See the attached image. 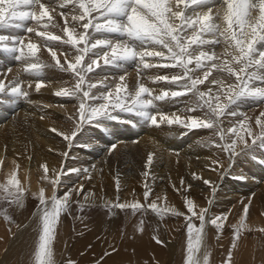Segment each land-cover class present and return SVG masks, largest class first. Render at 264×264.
Here are the masks:
<instances>
[{"label": "snow or ice", "instance_id": "6c2138e0", "mask_svg": "<svg viewBox=\"0 0 264 264\" xmlns=\"http://www.w3.org/2000/svg\"><path fill=\"white\" fill-rule=\"evenodd\" d=\"M57 15L63 20V37L50 31V28L59 26L58 22H54ZM29 21L34 22V26H26L25 22ZM14 29L43 38L55 64L42 62L37 56V43L31 39L26 42V36L12 34ZM53 42L70 46L61 53L63 63L52 47ZM217 47L222 50L218 52ZM0 52L13 54V60L20 62L21 70L37 78V92L46 86L42 79L45 69L56 67L71 74L74 80L72 87H61L54 95L79 101L77 112L69 117L74 121L73 127L64 131L50 129L67 141L69 147L74 146L85 125L105 128V122L118 121L136 126L135 121L121 115L129 114L156 127L167 123L190 131L211 130L218 140L209 138L208 143L226 153L230 162L240 155H251L255 159V149L264 150V111L255 117L253 127V118L239 110L240 105L248 101L264 104V0H0ZM131 63H135L138 75L134 91L128 88L126 74L120 75L114 85L108 82L107 77L93 82L90 76L104 66L124 69ZM153 68L175 69V72L147 79L153 83L175 85L176 90H161L154 95V90L139 79L143 76V69ZM11 71L8 68L5 77ZM25 83L20 79V70L7 83L0 79V97L6 98L10 104L28 99L29 92L23 87ZM201 85L205 86L204 89ZM31 87L32 82H27V88ZM189 94L195 97V101L187 104L183 111H199L201 115H169L162 112L156 103L166 100L175 102L177 98ZM229 117L236 118L235 122L225 128L222 118ZM41 119L44 117L41 116ZM115 149V144L109 146L110 152ZM62 155L67 156L68 152ZM153 163L154 153H149L145 170L141 173L143 199L147 208L160 215L157 202L148 203L153 195L150 182ZM41 167L44 171L42 179L52 185V193L46 198L44 187L38 192L39 234L34 258L35 264H57L53 243L60 217L70 212L73 203L79 206L81 212L86 206H95L96 194L85 192L83 184L69 186L62 194L59 193L62 177L88 174L87 168L68 169L61 165L59 171L51 169L52 176L49 178L47 164ZM217 167L222 169L224 166L219 159L212 160V170L216 171ZM193 177L202 179L196 173ZM86 178L91 179V175ZM180 183L183 188V178ZM203 183L211 184L207 179ZM115 187V200L101 197V206L109 213L115 215L114 210H131L135 215L146 210L145 204L139 200L121 201L119 175L115 178ZM212 187L215 191V186ZM173 188L180 191L175 185ZM190 188L191 185H187V189ZM24 192L15 171L6 183L0 184L2 199L9 205L22 207ZM74 196L76 199H73ZM185 203L191 215H185L176 208H164V211H171L174 215L185 216L188 237L185 264H210V253L206 249L201 253L205 227L209 224L214 226L219 236L228 214L213 216L208 208L196 212L191 199L185 198ZM243 213L239 225L233 226L232 248L236 247L241 229L245 227L248 204L243 206ZM193 217L199 221V226H196ZM4 218L12 222L7 214ZM79 218L83 219L82 216ZM260 231L264 232V228ZM157 243L162 242L157 240ZM110 254L104 253L105 256ZM102 260L103 257H100V262ZM69 264L72 262L69 261ZM223 264H233L231 250Z\"/></svg>", "mask_w": 264, "mask_h": 264}, {"label": "bare ground", "instance_id": "6f19581e", "mask_svg": "<svg viewBox=\"0 0 264 264\" xmlns=\"http://www.w3.org/2000/svg\"><path fill=\"white\" fill-rule=\"evenodd\" d=\"M54 22H58L59 26L57 28H50V31H52L53 34L55 35H61L63 37L62 18L59 17V15H57L56 21ZM25 23L28 26L29 24L31 26H34V22L32 24L31 21ZM11 33L26 36V42L28 39H31L32 42L37 43L39 48V51L37 52V56L39 57V59L47 64H51V65L55 64V61H53L51 54L46 46L47 42L44 41L43 38L37 37L34 33L25 34L22 29L11 30ZM64 38L66 39V37ZM52 47L54 50L57 51V55L61 59V62L63 63L62 59L64 58V56L61 55V53L64 50L68 49L70 46L64 45L61 42H53ZM216 50L220 52L222 49L220 47H217ZM12 57L13 54L11 53L0 52V70H7L8 68L12 69L10 73L6 74V77H5V73L0 74V79H4L6 83L12 80L15 77V74H17L18 70L22 67L20 62L14 61ZM132 64L134 66V69L132 71L127 69L126 66L124 69L121 70H113V68L109 70L108 68H106L107 71H110L109 74L113 75L111 77L113 79L112 80L108 79V82L114 85V83L118 81V77L120 75L126 74V83L128 85V88L129 90L134 91L138 79L136 78L137 76L136 77L134 76L135 74H137V72H135L136 65L135 63ZM13 65L15 70L13 69ZM106 70L100 68L99 70L90 74V76L92 77V81L94 82L95 80L96 82V79L98 81L101 80L102 78L100 79L98 77L103 75L104 71L106 72ZM142 71H143V76L140 77V80L145 84V86L154 90L153 93L154 95L158 94L161 90H169V89L176 90L175 85H171L166 82L163 83L160 82V84L162 85L154 84L153 86V82L150 79H147V77H153L155 75L175 72L176 71L175 69L153 68V69H143ZM145 75L146 77H144ZM20 79L26 82L23 85V87H25L29 92V97L26 100L32 101L33 103L31 102L30 104L31 106L29 105L28 106L29 108L27 110L25 109L19 112L16 111V113L13 116H11V113L14 112L15 109L13 108V105H11L10 103L5 104L6 110L1 108L0 106V111L2 110L0 112V161H2V163H0V171L1 170L3 171V173L0 172V184L6 183V181L10 178L11 173L15 171L16 178L20 182V186H22L25 189L24 197L26 194L33 195V193H36L38 196V192L41 187H44L46 189V198L51 196L52 185L49 183L48 180L42 179L44 175V171L41 166L47 164V166L50 169L48 173L49 178H51L52 176L51 169H57L59 171L61 169V165H65L68 169L72 168V166L74 165L76 166V163L72 164L73 163L72 160L71 163L68 160V157L62 155L64 152H66L65 149L68 150L71 149L70 151L74 153V156H79V157L82 156V158L81 157L78 158L79 161L86 162L88 165H90L89 174L91 175V179L89 180L90 181L89 184L90 186H92L91 183L94 184L93 187H95V189H91V191H89L86 190V187H84V190H86V192H94L96 196L98 195L99 188L101 187L99 186V184L100 183L104 184V182L106 181L105 179L108 180L113 176L117 177V175H119L121 182L126 183L128 188L130 187L129 189L125 188V190L126 189L132 190V187L135 189L136 187L140 188L143 185L142 184L143 177L141 176V173L145 170V162L147 160V156L149 153H154V157H155L156 156L155 151H157V156H156L157 159L154 158V163L151 166L152 177H150V181H153L155 183L160 181L163 184L162 189L176 191L173 188V185H175L176 188L180 189L179 192H181L185 188L187 189V185H191L190 189L184 191V192H188L186 197L188 198L190 194H193L194 197L195 196L200 197V199L202 197L203 198L205 197L208 198V203L211 200H215V198L217 197V193L219 192L218 186L220 183L222 184V185L220 184L222 187L224 185L227 186V188L224 187V189L226 188L225 191L227 190L226 198H228L227 199L228 203L230 202L229 200L231 199L234 200L235 198L238 199L242 196H247L248 194H250L255 190L257 191L256 194H258L259 192L264 193V183H263L264 154L262 156L258 154H254L255 159H253L251 155L250 156L243 155L244 157L243 164L240 166L244 167V172L241 171L240 173L239 172L237 173L236 170L237 166L235 168V166L233 165L235 163L234 162L235 159L230 162L228 157L227 158L224 157L225 155L222 156L221 154L220 155L217 154V152L219 153V151H216V154H214V149H215L214 146L210 145L208 141H206V139L203 138L201 140H197L196 135L193 136L192 134L190 136L189 134H186V130L187 131L189 130L176 124H173L174 127L170 128L169 125L167 126L166 124L163 123V126L166 125L165 132L168 131L170 133L163 134L162 136L163 142L159 140V143H157V140L152 137L151 132L149 131H154L159 127L156 126L153 127L150 125L149 127L147 126L142 131H140L141 129L137 127V124L139 122L142 123L143 121L139 118H135L136 126H132V125L129 127L123 126V129L121 125L115 123L116 121L105 122L107 125L105 128L93 129L89 127H84L83 132L78 135L77 140L74 142V146L77 145L76 148L74 146L69 147L67 141H64L61 136L56 135V133L50 131V129L57 128L63 131L73 127L74 121L69 119V117L73 116L76 113L79 101L76 100L75 98L69 99L67 97H57L56 95H54V92L59 90L61 87H69V88L72 87V85L74 84V80L71 74L64 73L56 67L45 69L42 79H44L46 86L43 87L39 92L35 90V81L37 79L36 77L32 76L31 74L24 73L22 72V70H20ZM27 82H32L31 88H27ZM200 87L204 89L205 86L201 85ZM194 101H195V97L189 94L188 96L177 98L175 102L166 100V101H157L156 103L162 112L167 113L169 115H171L172 113H176L178 115H181L182 117H186L188 115H192V116L201 115L199 111L193 113H188L183 111V109L187 104H191ZM25 106L26 105H24V107ZM261 106L264 111V104H261L260 106H258V108H260ZM9 108L10 109L12 108L13 111L10 112L8 110ZM121 115L130 116L129 114L127 115L121 114ZM41 116H43L44 119H41ZM157 118L159 119V117ZM66 125L68 126L66 127ZM100 132L102 134H100ZM122 143L124 145H120V146H123L122 148L123 150L119 151L118 149L119 145L117 144H122ZM111 144H115L116 149L110 152L109 146ZM161 145L162 146L165 145L166 148H168L167 150L164 148L165 149L164 154H159L160 152H162L160 150L162 148ZM62 149H64V151ZM158 150H160L159 153ZM30 154L34 155L32 159H28V156ZM86 159H88V161H86ZM214 159H219L224 167L222 169L217 167V170L213 171L212 160ZM156 161L158 162V164ZM17 165H19L18 168ZM162 167L164 170L158 172V169L159 168L162 169ZM231 169L235 170L233 171L232 175H236L237 173L238 179H241L244 182V184L240 183L239 181H233L227 179L225 175L226 173L229 174V172H231ZM193 173H196L197 175L202 177V179L200 180L195 179L193 177ZM164 174L167 175L168 177L165 176ZM221 174H224L223 179H226L228 181L226 180L223 181L221 180L222 182H220V180L218 181V178ZM181 178H183L184 180L183 188L181 187V183H180ZM62 179H63V183L59 187L60 194L66 191L67 187L69 186H79L83 184L82 183L83 179L81 180L82 181L81 182L76 174H72L67 177H62ZM204 179L209 180L211 184L205 185L203 183ZM153 184L152 187H154V189L158 190L161 188V187L157 188L156 184L154 185ZM256 185L259 187L255 188ZM212 186H215V191H213ZM239 193H241V195ZM106 194H108V192ZM82 196L83 194L81 195L80 199H82ZM134 197H136L135 193H134ZM153 197L156 198L155 196ZM127 198L124 200H127ZM166 198L167 197H165V199ZM73 199H76V197L74 196ZM165 199L164 200L160 199V200H163L165 202L166 201ZM135 200H139L142 204H145L146 206L145 208H147V204L141 196L140 198L137 199L135 198ZM151 201H153L152 198ZM206 201L204 200L205 203ZM246 201L248 202V199ZM148 202L150 203V201ZM158 203L160 204V202ZM172 204L173 203H171V205ZM194 205L198 209L196 211L199 212L200 210L199 208L202 205H197V203ZM249 205H251V213H248L247 217L251 218V220L249 221H254L252 222L253 226L257 225L255 227L259 228L261 224L260 221L258 220V214L260 208H263L264 206V197L262 198L252 197L251 201L248 203V206ZM166 206L167 207L165 208H169L167 204ZM20 207L21 206H18V211ZM147 209L150 210V208ZM176 209L179 211L178 208ZM184 213L185 215L187 214L186 212ZM149 215L152 216L151 214ZM183 218H185V216H183ZM35 221L36 222L39 221L38 208L33 209V211L31 212V217L29 218V222L27 221L28 223L26 222V225L23 226H21L20 224L21 227L14 228L12 227V225L9 226L6 224L3 218L2 219L0 218V264H11L12 261L14 260L15 262H13V264H35L34 249L36 247V239L34 240V237H36L37 235L33 237L34 233H31L28 230V226L31 223H34ZM101 222L102 224H105V222H103L102 220ZM127 222H129L127 225V237L123 238V240L119 242V245L117 246L118 248H116L115 252L113 251V254H111L107 258L105 256L106 259L104 258L105 260L103 259L102 262H100V260L98 259V249H100L99 248L100 245L98 246V248L93 247L94 249L91 250L92 255L90 256L89 255L84 256L83 254V256L80 257L79 255V253L83 251V249L82 248L78 249L79 248L78 245L81 243V241L87 240L89 238V234H91L89 231H87L89 233L86 232L85 235L76 233L77 231L73 233L70 231L69 228H67L64 225V223L62 225L61 223H58L56 238L53 243L54 259L56 260L57 264H61V263L69 264V261H71L72 264H98V262L99 264H159V263L170 264L172 263L173 258L169 260L168 256L169 255L171 256V254L173 253L175 254L177 252V248H175V245L172 243L173 241H171V239H170L171 242L170 241L166 242L167 240L166 241L164 240L165 250L161 251L162 247L160 248V245L158 246L156 244L157 240L161 241V238L159 235L151 231V228H153L152 226H149L146 222H144L141 217H136V216L135 217L133 216L131 219H127ZM246 223L249 225L250 228L251 224H249L247 221ZM197 226H199V221L197 223ZM173 228H175V226H173ZM35 230L37 229L35 228ZM152 233H154L155 235H152L150 237V234ZM90 237L93 238V236ZM209 237L212 239L213 242L207 244ZM118 238L114 239V247L112 248L116 247L115 244L118 243ZM163 238L165 237L163 236ZM166 238L169 237L167 236ZM223 239L220 240L214 237L210 225H206L204 241H203L204 247L201 249V253L205 249L210 253L211 247H214L215 245L214 253L211 254L212 257L215 256L213 263L218 259V256H216V254L219 251L217 250L216 247L219 246V248L222 249V251L219 253V257L222 261L221 264H223L224 262V257H226L227 249L229 251L231 250V252H235L239 250L240 254L243 255L246 254L247 256L246 263H242V264H264L263 253L259 252L258 255H255V251L257 250H254V245H252L254 241L253 242L251 241L252 243L248 241L249 243H251L249 244L246 243L247 241L242 240L243 242H241V244L239 243L240 246L235 248H231L230 246L228 248V243H227L228 239L226 240V243L225 241H223ZM97 242L99 243V241ZM85 245L86 244H80L81 247H84ZM186 245H187V241H185L184 243H182L181 241V246L179 248V253L180 252L181 253L179 254V260L177 264H185L186 262ZM164 252H166V254ZM232 261L233 264H238L239 262L238 256L237 255L233 256Z\"/></svg>", "mask_w": 264, "mask_h": 264}, {"label": "rangeland", "instance_id": "374dc122", "mask_svg": "<svg viewBox=\"0 0 264 264\" xmlns=\"http://www.w3.org/2000/svg\"><path fill=\"white\" fill-rule=\"evenodd\" d=\"M33 22H31V24H32ZM26 26H28V25H26ZM29 26H31L30 24H29ZM12 59H13V57H12ZM62 61L64 62V58L62 59ZM102 64V63H101ZM126 67H127V69H129L130 71H132L133 69H134V66H133V64L131 63V64H128V65H126ZM103 69H105L106 70V68H108L109 70L111 69V68H113V70H121V69H117V68H115V67H109V66H104V67H102ZM13 69H14V65H13ZM19 69V68H18ZM17 69V70H18ZM15 70V69H14ZM19 70H21V68L19 69ZM97 70H99V69H96V71ZM4 71H6V70H0V74L2 73V74H4V73H6V72H4ZM23 72V71H22ZM135 72H137V71H135ZM110 73V71H107L106 70V72L104 71V76L103 75H101V76H99L98 78H104V77H107L109 80H112L113 78H111L113 75H110L109 74ZM15 76H16V74H15ZM137 79H138V75L137 74H135L134 75ZM142 77V76H141ZM144 77H146V75L144 76ZM93 79H94V77H93ZM139 79H140V77H139ZM98 80L96 79V82H97ZM94 82H95V80H94ZM161 83H163V82H161ZM154 84H156V85H162V84H160V82H158V83H153V86H154ZM3 99V100H2ZM0 101H2V102H0V106H1V108H3V109H5L6 110V108H5V104H7L8 102H7V99L6 98H3V97H0ZM23 102V103H22ZM31 102L32 101H28V100H24V99H19V100H17L16 101V103L15 104H11V105H13V108H15L14 109V112H12L11 113V116H13L15 113H16V111L17 112H19V111H22V110H27L29 107V105L31 104ZM19 105H18V104ZM33 103V102H32ZM24 105H26L25 107H24ZM261 104H258V103H255V102H251V101H248V102H246V103H242L241 105H240V107H239V110L240 111H243V112H245L249 117H252L253 118V127H255L254 126V119H255V116H258V114L260 113V111H263V109H262V106L260 107V108H258V106H260ZM31 106V105H30ZM24 107V108H23ZM12 109V108H11ZM10 108L8 109L10 112L11 111H13V109L11 110ZM259 109H262V110H259ZM2 111V110H1ZM0 111V112H1ZM76 112H77V110H76ZM127 115V114H126ZM195 116H199V115H195ZM124 118H126V119H131V120H133V121H135V118H138V117H135L134 115H130V116H123ZM140 119V118H139ZM222 119H224V123H223V127L225 126V128L226 127H231L232 126V124L235 122V119L236 118H231V117H229V118H222ZM116 124H118V125H121L122 126V129H123V126L124 127H129V126H131V125H129V124H125V123H120V122H118V121H116L115 122ZM142 124H144V125H142ZM164 124H166L167 126H168V124L167 123H164ZM228 124V125H227ZM165 125V126H166ZM231 125V126H230ZM68 125H66V127H67ZM149 127L150 126V123H147L146 121H143L142 123L141 122H139L138 124H137V127H139L141 130L140 131H142L144 128H146V127ZM152 126V125H151ZM165 126H163V124H161V126H159V128L158 129H156V130H154V131H149V132H151V135H152V137L154 138V139H156L157 140V143H159V140L161 141V142H163V139H162V136H163V134H165V133H170V132H165ZM170 126V128H173L174 127V125H169ZM84 127H89V128H93V129H99L98 127H96L95 125H85ZM154 127V126H153ZM162 129H161V128ZM69 129H71V128H69ZM202 130V131H201ZM64 131V130H63ZM194 132V133H192V132ZM189 130V131H187L186 130V134H189L190 136L193 134V136L194 135H196L197 136V140H201V139H206V141H209V138H211V139H213V140H218V137L216 138V136H214L213 134H212V132L210 131V130H208V129H197V130ZM154 132V133H153ZM190 132H191V134H190ZM153 133V134H152ZM100 134H102L101 132H100ZM143 134V133H142ZM155 134V135H154ZM197 134H199V135H197ZM158 136V137H157ZM195 136V137H196ZM195 139V138H194ZM117 145H119V151H121V150H123L122 148H123V146H120V145H124L123 143L122 144H117ZM76 146L77 145H75L74 147L76 148ZM162 146V145H161ZM73 147V148H74ZM167 150L168 148H166V146L164 145V146H162V148L160 149L162 152H160V150H158V153L159 154H164V152H165V149ZM214 154H216V151H219V153L217 152V154H221L222 156H224L225 158H227L228 157V155L226 154V153H224V152H222V151H220L219 149H217L215 146H214ZM63 151H64V149H62ZM66 150V152H68V155L66 156V157H68V160L71 162V160H72V164H75L76 163V166L74 165V166H72V168H81V169H83V168H87V169H89V167H90V165H88L86 162H80L79 161V159L78 158H82V156H74V153H72V151H70L71 149H65ZM256 150H258V151H256ZM65 153V152H64ZM155 155L157 156V151H155ZM222 153H224V154H222ZM73 154V155H72ZM254 154H258V155H260V156H262L263 154H264V150H261V149H255V151H254ZM34 155H32V154H30L28 157H31V159H32V157H33ZM154 157L155 159H157V157ZM51 157V156H50ZM65 157V158H66ZM74 157V158H73ZM84 157V156H83ZM65 158H64V160H65ZM159 158V157H158ZM85 159V158H84ZM243 159H244V157H243V155L241 156H238L237 158H235V163H237V164H233L234 166H235V168H236V166H237V168H236V170H237V173L239 172H241V171H243L244 172V167H242V166H240V165H242L243 164ZM90 160V159H89ZM86 161H88V159H86ZM157 162V161H156ZM226 163H227V161H226ZM241 163V164H240ZM157 164H158V162H157ZM159 164H160V162H159ZM88 165V166H87ZM239 166V167H238ZM241 167V168H240ZM71 169V168H70ZM233 169V168H232ZM231 169V172H229V174H227L226 173V177H227V179L228 180H233V181H239L240 183H242V184H244V182L241 180V179H238V174L236 173V175H232V173H233V171H235V170H232ZM164 169H163V167H162V169L161 168H159L158 169V172L160 171H163ZM0 172H2L3 173V171L1 170ZM1 173V174H2ZM82 174V175H81ZM79 176H78V179L81 181L82 179H83V186L84 187H86V190H89V191H91V189H95V187H93L94 186V184H92L91 183V185L92 186H90V184H89V180L90 179H87L86 178V176L87 175H89V173L88 174H86L85 175V173H81ZM166 174V173H165ZM164 174V175H165ZM230 174H231V177H230ZM167 175H168V173H167ZM167 175H165V176H167ZM84 176V177H83ZM223 176H224V174H221L220 176H219V178H218V181L220 180V182H222L223 180H226V179H223ZM236 176V177H235ZM81 177V178H80ZM168 177V176H167ZM112 178V179H111ZM110 179H105L106 181L104 182V184L103 183H100L99 184V186H101L100 188H99V192H98V195L96 196V199H97V202H96V205L95 206H91V207H85V209L81 212L80 210H78L79 209V206L77 205V204H75V203H73L72 205V207H71V209H70V212L69 213H66V214H62V216L60 217V220H59V223H61V225L64 223V225L67 227V228H69L70 229V231L71 232H75V231H77L76 233H79V234H83V235H85L86 234V232L87 231H89L91 234H89V238L87 239V240H83V241H81V243L80 244H86L84 247H81L80 246V244L78 245V249H83V251H81L80 253H79V255H80V257H82L83 256V254H84V256L85 255H92L91 254V250L92 249H94L93 247H97L98 248V246L100 245V249H98V259L100 260V257H103V259L105 258V255H104V253L105 252H109V253H111V254H113V251H112V247H114V239L115 238H118V243L117 244H115V250H116V248H118L117 246L119 245V242L121 241V240H123V238H126L127 237V225H128V223L129 222H127V219H131L133 216L135 217H141L142 219H143V221L144 222H146L149 226H152L153 228H151V231H153L155 234H157V235H159L160 236V238H161V242L162 243H157L156 242V244L159 246L160 245V248L162 247V249H161V251H164L165 250V248H164V242L166 241V242H168V241H170V239H171V241H173L172 243L175 245V248H177V252L174 254H171V256L169 255L168 257H169V260H171L172 258V263H170V264H177V262H178V260H179V254L181 253H179V248H180V246H181V241H182V243H184L185 241H187V232H186V221H185V218H183V216H178L177 217V215H174L171 211L169 212V211H164L163 209L165 208V207H167L166 206V204L168 205V207H169V209L172 207V208H178L179 209V212H186L187 214L186 215H191L190 213H188L187 212V206H186V203H185V197L187 196V194H188V192H184V191H186L185 189L183 190V191H181V192H177V191H174V190H168V189H162V186H163V184L160 182V181H158V182H153V181H150V182H152V184L154 183V184H156V186H157V188H160V189H158V190H156V189H154V187H153V195L152 196H150L149 197V201L151 202V198L153 199V200H155L156 202H157V204H159L158 202H160V204H159V208L161 209V214L160 215H157L155 212L153 213V211L150 209V210H148L147 208H145L146 210H142V211H140L139 213L137 212L136 213V215H133L132 214V212H131V210H129V211H126V212H122V211H119V210H115V215H112L111 213H109V211L107 210V208H105V207H103V206H101V197H103L104 198V200H106V198H107V200H115V197H116V195H117V193H116V187H115V176H113V177H111ZM221 178V179H220ZM112 182H111V181ZM161 180V179H160ZM222 180V181H221ZM228 180H226V181H228ZM120 181H121V179H120ZM110 182V183H109ZM114 182V183H113ZM160 182V183H159ZM263 183H264V181H263ZM262 183V184H263ZM108 184H111V185H108ZM113 184V185H112ZM153 184V185H154ZM221 184V183H220ZM219 184V194L217 193V197L215 198V200H211V204H209L208 203V198H201L200 199V197H194V195L193 194H190V196L187 198V199H191L194 203L193 204H196L197 203V205H202V206H200V208L199 209H201V207L202 208H209V210H210V215L212 214L213 216L214 215H217V214H222V213H227L228 214V218H227V220L224 222V224H225V227H224V229H223V231H222V233L218 236L217 235V232H216V229L214 228V226H212V225H210V227H211V231H212V234H214V237H216L217 239H220V240H222L223 238V241H225V243H226V240H227V243H228V248L232 245V238H233V231H234V228H233V226H235V225H239V223H240V219H241V217L242 216H244V213H243V206L245 205V204H248L250 201H251V198L253 197H264V193L263 192H259L258 194H256L257 193V191L255 190V191H253V192H251L250 194H248L247 196H242V197H240V198H238V199H234V200H229L230 202L228 203V198H226V194H227V190L225 191V189L227 188V186H221ZM88 185V186H87ZM261 185V184H260ZM111 186V187H110ZM113 186H114V188H113ZM143 186V185H142ZM136 187V189L135 188H133L132 187V190H127V189H129L128 188V186L126 185V183H124V182H121V191H120V193H119V196H120V199L123 201L124 199H126L127 197L130 199V197H131V199L130 200H133V199H137V198H140V196L143 198V191H144V188L143 187ZM91 187H93V188H91ZM224 187H226L225 189H224ZM257 187H259V186H257L256 185V187L255 188H257ZM125 188H127L126 190H125ZM101 189L103 190V191H101ZM133 189L134 190H136V192H135V196L136 197H134V194H132L133 193ZM86 190H85V192H86ZM138 190V191H137ZM107 193L108 192V194H106L105 192ZM154 191H156V192H154ZM159 191H160V193H159ZM201 191H202V188H201ZM201 191H200V193H201ZM260 191V190H259ZM174 192H176V193H174ZM113 193V194H112ZM141 193V194H140ZM155 193H156V195H155ZM167 193H169V194H167ZM225 193V194H224ZM122 194V195H121ZM129 194V195H128ZM171 194V195H170ZM223 194V195H222ZM240 195H241V193H239ZM109 195V196H108ZM114 195V196H113ZM126 195V196H125ZM140 195V196H139ZM176 195V196H175ZM200 195H203V194H200ZM37 196V195H36ZM36 196H33V195H30V194H26L25 195V200H24V203H23V206L22 207H20V209H19V211H18V206H15V205H9V204H7V202L6 201H4L3 199H2V193H0V218L2 219H4V221L6 222V224L7 225H9V226H11L12 225V227H14V228H17V227H21V226H23V225H26V222L28 221L29 222V218L31 217V212L33 211V209H36L37 208V205H38V203H39V201H38V196L36 197ZM108 196V197H107ZM125 196V197H124ZM130 196V197H129ZM138 196V197H137ZM153 196H155L156 198H154ZM162 198H161V197ZM182 196V197H181ZM218 196H219V198H218ZM31 197V198H30ZM157 197H159L160 199H165V197H167L165 200V202L163 201V200H160V199H158V201H157ZM173 197V198H172ZM30 198V199H29ZM127 198V200H129ZM172 198V199H171ZM169 199V200H168ZM178 201H177V200ZM248 199V202L246 201ZM250 199V200H249ZM99 200V201H98ZM167 200H168V202H167ZM195 200H196V202H195ZM204 200L206 201V203L204 202ZM226 200V201H225ZM162 201V202H161ZM173 203L172 205H171V203ZM175 203H177V204H175ZM232 201V202H231ZM149 203V202H148ZM162 203V204H161ZM169 203V204H168ZM181 203V204H180ZM200 203V204H199ZM202 203V204H201ZM205 203V204H204ZM74 204H75V206H74ZM164 204H165V206H164ZM180 204V205H179ZM209 204V205H208ZM169 205H171V206H169ZM207 205V206H206ZM174 206V207H173ZM180 206H182V207H180ZM146 207V206H145ZM210 207H211V209H210ZM73 208V209H72ZM186 208V209H185ZM196 210H198L197 208H196V206H195V208H194V211H196ZM249 210H250V212L249 213H251V205H249ZM149 211V212H148ZM152 211V212H151ZM75 212V213H74ZM168 212V213H167ZM197 212V211H196ZM72 213V214H71ZM97 213V214H96ZM171 213V214H170ZM5 214H7L8 216H10L11 218H12V222H11V224H10V222L8 221V220H6L4 217H5ZM149 214H151L152 216H150ZM76 215V216H75ZM111 215V216H110ZM156 215H157V217H156ZM242 215V216H241ZM83 217V219H80L79 217ZM127 218H126V217ZM144 216V217H143ZM153 216H155V217H153ZM163 216V217H162ZM239 216V217H238ZM76 217V218H75ZM78 217V218H77ZM73 218H74V220H73ZM169 218V219H168ZM175 218H176V220H175ZM240 218V219H239ZM156 219V220H155ZM166 219V220H165ZM238 219V220H237ZM246 219V220H245ZM101 220L103 221V222H105V224H102V222H101ZM147 220V221H146ZM159 220V221H158ZM193 220H194V223L196 224V226H197V223H198V220H196L194 217H193ZM249 220H251V218H249V217H247L246 216V218L244 217V223H245V225H247V226H245V227H243L242 229H241V234H240V237H239V239L236 241V247H238V246H240V244H241V242H243L242 240H245V241H247L246 243H249V242H253V244L252 245H254V250H257V251H255V255H258V253L259 252H262L263 253V255H264V232H261L260 231V229L261 228H264V206H263V208H260V211H259V214H258V220L260 221V226H259V228H257V227H255V226H257V225H252V222H254V221H249ZM74 221V222H73ZM77 221V222H76ZM246 221L249 223V224H251L250 225V228H249V225L246 223ZM7 222H9V223H7ZM27 222V223H28ZM39 222V221H38ZM38 222H34V223H31L29 226H28V230L31 232V233H34L33 234V237L34 236H36V237H34V240L36 239V246H37V243H38V234H39V227H38V225H39V223ZM163 222V223H162ZM13 223V224H12ZM111 223V224H110ZM178 223H179V225H178ZM185 225H183V224ZM20 224H21V226H20ZM174 224H177L178 225V227H177V225H174ZM166 225V226H165ZM37 229V230H35V228ZM101 226V227H100ZM110 228H109V227ZM117 226V227H116ZM163 226V227H162ZM173 226H175V228H173ZM170 229H169V228ZM32 228V229H31ZM109 228V229H108ZM124 228H125V230H124ZM158 228V229H157ZM164 228V229H163ZM257 228V229H256ZM153 229V230H152ZM99 230V231H98ZM155 230V231H154ZM157 230H158V232H157ZM98 231V232H97ZM150 231V230H149ZM165 231V232H164ZM185 231V232H184ZM89 232H87V233H89ZM117 232V233H116ZM169 232H170V234H169ZM184 232V233H183ZM154 233H152V234H150V237L152 236V235H155ZM173 233V234H172ZM183 233V234H182ZM169 234V235H168ZM177 234V235H176ZM179 234V235H178ZM99 235V236H98ZM105 235H106V237H105ZM248 235V236H247ZM90 236H93V238L92 237H90ZM109 236V237H108ZM163 236L165 237V238H163ZM169 237V238H166V237ZM103 237H105V238H103ZM108 237V238H107ZM181 237V238H180ZM247 239H246V238ZM252 237V238H251ZM255 237V238H254ZM91 238V239H90ZM243 238V239H242ZM103 239V240H102ZM258 239V240H257ZM95 240H96V242L97 241H99V243L97 242H95ZM165 240V241H164ZM240 240V241H239ZM86 241V242H85ZM94 241V242H93ZM170 241V242H171ZM249 241V242H248ZM258 241V242H257ZM211 242H213L212 241V239L209 237L208 238V241H207V244H210ZM251 242V243H252ZM101 243V244H100ZM223 243V242H222ZM240 243V244H239ZM251 243H249V244H251ZM239 244V245H238ZM255 244H257V245H255ZM113 245V246H112ZM92 246V247H91ZM103 247V248H102ZM108 247V248H107ZM256 247V248H255ZM112 248V249H111ZM217 248V250L219 251L217 254H216V256H218V259L213 263V261H214V259H215V256L214 257H212L211 256V254H213L214 253V249H215V245H214V247H211V252H210V264H221V259H220V257H219V253L222 251V249H220L219 248V246H217L216 247ZM232 248V247H231ZM86 249H87V251H88V253H87V251H86ZM86 252V253H85ZM115 252V251H114ZM228 252H229V250L227 249V251H226V257H224V260L227 258V255H228ZM165 254H166V252H164ZM110 254V255H111ZM110 255H107L106 256V258L107 257H109ZM235 255H237L238 256V260H239V262H238V264H242V263H246V258H247V256H246V254H240V252H239V250H237V251H235V252H232V257L233 256H235ZM175 258H174V257ZM105 258V259H106ZM104 259V260H105ZM13 260V259H12ZM174 261V262H173ZM13 262H15V260L14 261H12V263L11 264H13ZM62 264V263H61ZM160 264V263H159Z\"/></svg>", "mask_w": 264, "mask_h": 264}]
</instances>
